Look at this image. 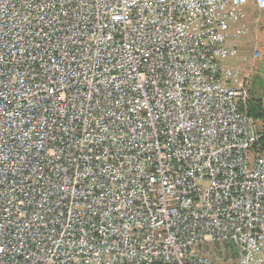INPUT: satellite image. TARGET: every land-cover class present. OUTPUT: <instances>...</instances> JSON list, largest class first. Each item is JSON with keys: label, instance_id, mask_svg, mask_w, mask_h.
I'll return each mask as SVG.
<instances>
[{"label": "built area", "instance_id": "obj_1", "mask_svg": "<svg viewBox=\"0 0 264 264\" xmlns=\"http://www.w3.org/2000/svg\"><path fill=\"white\" fill-rule=\"evenodd\" d=\"M247 2L0 0V264H264Z\"/></svg>", "mask_w": 264, "mask_h": 264}, {"label": "trees", "instance_id": "obj_2", "mask_svg": "<svg viewBox=\"0 0 264 264\" xmlns=\"http://www.w3.org/2000/svg\"><path fill=\"white\" fill-rule=\"evenodd\" d=\"M255 71L263 72H256L246 80L248 97L240 104L241 108L252 117L256 123L258 139L254 143L252 149L255 153L264 155V70L259 69ZM203 247L205 251H209L212 247L218 252L220 250L224 257V264H239V249L233 241L212 242ZM205 253L210 256L214 264H219L211 253Z\"/></svg>", "mask_w": 264, "mask_h": 264}, {"label": "crops", "instance_id": "obj_3", "mask_svg": "<svg viewBox=\"0 0 264 264\" xmlns=\"http://www.w3.org/2000/svg\"><path fill=\"white\" fill-rule=\"evenodd\" d=\"M244 10L246 12V17L236 21L231 26L230 35L236 34L238 36L235 41L231 42L236 44L238 53L236 56L225 60V66L229 69L237 70L233 65V63L237 62V60L246 61L252 58L253 55L248 57L243 55L244 58L240 57L239 49L242 44L244 46L246 45V47L247 45L254 47V44H257L259 47L264 46V9H260L254 0H248ZM256 52H258V50L254 52V55H256ZM249 75L250 74H246L245 76L243 75V77L241 75L240 76L241 78H245V80H247Z\"/></svg>", "mask_w": 264, "mask_h": 264}, {"label": "rangeland", "instance_id": "obj_4", "mask_svg": "<svg viewBox=\"0 0 264 264\" xmlns=\"http://www.w3.org/2000/svg\"><path fill=\"white\" fill-rule=\"evenodd\" d=\"M255 46H251V45H246L244 46L242 44V46L239 49V54L240 57L244 58L243 55L245 56H252V58H248L249 60L246 61H239L237 60V62H234L233 65L235 67V69H237L240 73V75L243 77V75L245 76L246 74H250L249 77H251L254 73L256 72H263V71H255V70H259L262 69L264 70V46H257V44H254ZM244 46V47H243ZM258 50L259 54L256 56L254 55V52ZM210 251V252H209ZM209 251H205L207 253H211L213 255V257L219 262V264H224V260H223V256L221 251L219 250V252L217 250H215L214 247L210 248ZM232 262V261H229ZM233 263V262H232Z\"/></svg>", "mask_w": 264, "mask_h": 264}]
</instances>
